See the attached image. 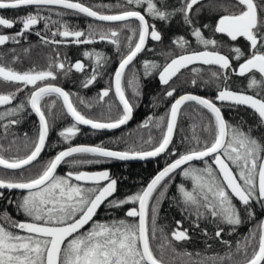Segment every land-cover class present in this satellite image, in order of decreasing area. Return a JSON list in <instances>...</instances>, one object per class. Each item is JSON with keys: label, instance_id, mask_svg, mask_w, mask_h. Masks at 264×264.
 <instances>
[{"label": "snow or ice", "instance_id": "snow-or-ice-1", "mask_svg": "<svg viewBox=\"0 0 264 264\" xmlns=\"http://www.w3.org/2000/svg\"><path fill=\"white\" fill-rule=\"evenodd\" d=\"M200 3L201 0H180L179 7L169 8L167 0H124L123 4L118 5L124 10L118 14H103L74 0H0V10L35 9L14 19L0 16V27L12 29L17 23L21 25L14 35L0 34V46L9 41L19 43L21 38H26V33L33 31L43 21L45 28H48L49 23L56 26V31L51 32L52 37L64 38L48 40L40 31H35V35L46 44H92L99 36L100 41L115 45L118 51L122 47L125 49L113 77L115 97L119 105H122V112L117 118L107 121L85 116L71 99L72 93L48 83L57 78L53 68L63 71L67 76L73 68L77 72H85V63L76 61L75 64L66 65L65 62L51 60L46 70L32 68L23 72L0 64V82L17 85L14 91L0 93V106L11 104L19 93L28 89L19 104L0 112V120L15 117L28 107L38 117L36 138L30 141L31 147L24 156L6 158L0 153V168L4 170L0 174V190H22L26 193L8 203H15L16 208L28 218L17 221L7 212L0 214V264H165V249L175 253L172 240L180 242L190 239L187 229L180 230L182 221H176L178 227L171 233V237L157 224L160 205L168 198L167 193L177 175L182 180L175 185L177 194L171 199L197 220L213 218L218 229L214 233L216 238H220L224 231L219 227L220 224L233 226L232 231H235L236 226L244 222L242 213L251 217L255 214L256 203L264 207V135L254 136L252 127L245 129L243 124L234 126L227 122L221 107L207 98L192 94L175 98L167 119L163 116L157 118L154 126L161 129V136L155 143L149 137L146 143L152 145L150 149L116 151L102 144L73 146L70 143L80 132L81 125L90 126L93 130H111L121 127L132 118L135 105L126 97L122 86L125 71L138 54L145 50L148 38L157 42L163 39L155 24H149L146 16L170 22L176 15H181L183 23L191 28V36L205 49L189 51V41L183 36L176 37L172 43L182 50L181 53H165L166 63L163 65L145 60L143 67L146 76L156 70L160 84L168 85L182 69L196 62L218 66L219 71H212L211 77L224 82L229 78V70L242 77L251 74L248 88L254 90V95L235 92L225 86L218 90L215 99L228 103L230 107L246 106L253 110L256 130H264V0H235L231 7L236 11H229L226 3L217 5L225 14L218 17L214 33L224 34L231 41L243 37L249 42L250 54L247 57L239 47L229 49L234 53L233 59L236 61L243 58L238 69L232 68L230 58L219 52V42L204 37L202 30L193 24L194 6ZM51 6L68 10L57 13L61 17L70 13L83 14L97 21L119 22V27L103 29L90 24L87 31L78 30L67 22L53 20L51 15L42 16V10L52 11ZM195 11L199 12L200 9ZM133 21L137 22L136 27H132ZM125 30L131 35H123ZM209 47L211 50H208ZM83 55L92 61L90 74L81 81V86L88 88L96 82L101 68L107 63V57L95 50L85 51ZM191 71L199 74L200 69L192 68ZM257 72L260 74L259 80L254 74ZM192 83L195 84L196 80L193 79ZM127 84L130 87L135 85L134 96L140 95L138 77L127 81ZM111 90L112 85L103 89L98 99L103 101ZM175 91L173 88L166 91L165 95L173 97ZM50 96L62 102L60 115L71 117L72 123L58 133L62 141L68 143V147L45 162L38 173L25 177L27 166L33 165L45 149L52 127L48 115L56 108V100L45 102V98ZM78 99L85 107L91 106L83 98ZM186 102H194L210 114L203 127L207 136L201 138L194 135L189 141V147L178 153L174 148L170 149V145L178 116ZM197 115L203 118L204 113L197 110ZM151 120L152 117H149L148 121ZM16 123L19 120L9 121V124ZM8 126H4L6 131ZM144 127H148V122H145ZM78 154H87L93 159H75ZM162 154L174 159L166 163L145 187L124 199L114 198L109 201L108 198L113 197L117 191V179L108 170L57 174L58 167L63 163L83 165L99 164L102 159L146 160ZM3 197L4 192L0 191V198ZM106 201L109 209H120L126 204L134 206L126 210L124 218L94 221L93 217ZM90 222L91 227L81 232ZM196 227H199L198 223ZM204 235H207L206 231ZM154 240L160 241L156 248L160 256L154 251ZM220 242L231 247L228 241ZM237 254H242V264H264V222L257 231L250 232L242 242H237L235 253L200 260L192 259L191 253H183L189 257L188 264H225L226 261L231 264L233 256Z\"/></svg>", "mask_w": 264, "mask_h": 264}, {"label": "trees", "instance_id": "trees-1", "mask_svg": "<svg viewBox=\"0 0 264 264\" xmlns=\"http://www.w3.org/2000/svg\"><path fill=\"white\" fill-rule=\"evenodd\" d=\"M209 1L210 0H203L200 4L194 7H200ZM224 1L229 5V11L237 10L231 7V5L235 3V0ZM115 3L117 4V7L111 11L118 12V10H123V8L118 7V5L123 4L124 0H115ZM167 6L171 7V5L168 4ZM209 7L210 6L206 8L209 9ZM214 10L218 13L223 12L218 7H215ZM201 16L203 17V13L199 15V17ZM198 20L199 19H197V21ZM172 21L173 20H171V22ZM156 22L158 28L163 30L164 47L162 60H164L165 63V53H181L182 50L172 43L173 39L176 37L173 33H177V36H179L180 33L185 32L187 25L184 23H178L183 27V29L180 26L181 28L174 32L168 27H165L166 23L162 24L159 21ZM194 22L197 26L201 27L203 32H207V29L203 27L205 22L202 20ZM98 24L101 27L106 25L105 23ZM169 24L171 25L170 27H173V23ZM69 25L73 24L70 23ZM127 32L128 31L125 30L123 35ZM235 42L236 41L231 40H227L226 43L222 42L221 46L218 45V50L232 54L229 49L236 47ZM233 43L234 45H232ZM25 47L26 46L22 43L19 45L13 44L12 46L4 45L0 47V63L8 67H12L14 65H16V67H28L32 63L36 62L35 66H39L40 63H38V60L40 59V56L35 57L31 50L29 51V49ZM26 49L27 51H25ZM124 51L125 49L123 47L118 51L115 45L107 44L103 52L107 57V63L101 68L96 82L88 88H83L81 86V81L87 74L90 73L83 74L82 72H77L75 69H72L67 76L64 75V86L66 91L73 94L71 99L77 106L78 110L85 116L101 121H107L109 119H115L121 114L122 108L114 97L112 90L110 91L109 96L105 97L103 101L98 99V94L102 89L109 88L112 84V74L117 64H119V60L122 58V53ZM76 58V55L69 54L64 56V62L66 65L72 64ZM213 71L219 70L213 69ZM144 75L145 73L142 71L133 73L131 77H129L126 73L122 81V86L130 95L131 99L134 101L132 103L135 105L134 117L128 126L121 129L107 131H97L79 126L81 130L77 136L70 141L71 145L77 143H89L94 145L102 144L107 148L121 151L130 149H150L152 145L146 143V141H148L149 137L153 138V143L160 139L161 129L155 127L154 125L159 117L163 116L167 119L170 105L173 103L177 94L174 93L173 97H167L165 93L176 86L174 85V82L176 81L160 87L154 79H149L148 83L145 82L144 85ZM134 77L139 78V96L133 95V87L135 85L130 87L127 84V81L132 80ZM188 80L189 78L183 83H187ZM221 81L223 82L222 79L213 78L212 85H209L208 89L215 91L220 88L222 83ZM227 84L228 87H236V83L232 84L231 80H229ZM11 91H14V88L13 86L7 84V82L0 84V92L8 93ZM25 96L26 94L17 95L14 103L1 108L0 112L5 111L9 107L16 106ZM145 96L148 97V100L142 103ZM78 97L86 100L91 106L85 107L79 102ZM46 99L47 97L45 100ZM110 105L111 111H109ZM219 105L227 122L234 126L243 124L245 129L252 127L254 136L264 135V130H256V116L252 110L242 106L230 107L228 103L225 102L220 103ZM197 110L204 113L203 118L197 115ZM60 111L61 103L57 100L56 108L53 110L52 114L48 115V119L51 122L52 127L45 150L37 161L33 163L34 166H27L28 171L24 173L25 177L38 173L45 162L53 158L62 148L68 146V143L63 142L58 133L63 130V128L69 126L72 123V120L71 117L61 116ZM209 115L210 114H207V110L200 109V107L195 105L194 102H187L180 112L175 138L170 146V149L174 148L178 153L184 152L189 147V141L194 135L205 138L207 134L203 131V127L207 123ZM149 117H152L151 121H148ZM11 119H17L19 120V123L9 124ZM145 122H148V127H144ZM5 125H9L7 131L5 130ZM37 129L38 121L32 115L29 107L26 108L25 111L18 113L15 117H6L4 120H0V153H2L6 158L24 156L31 147L30 141L36 138ZM75 159H93V157L87 154H78ZM172 159H174V157L163 154L156 159L143 162H125L113 159H102V162L99 164L93 163L74 165L70 163H63L57 174L65 175L69 171L97 170L104 165L108 166L111 176L117 179V191L113 197L109 199L110 201L114 198L124 199L127 195L138 192L142 187H145L147 182L160 168L166 165V163L172 161ZM3 172L4 170L0 168V174ZM181 180V176L177 175L175 177L173 186L170 187L169 192L167 193L168 198H165L160 205L157 224L164 229V233L171 237V233L178 227L176 221H182L180 230L187 229L190 239L180 242L172 240L175 253H173L171 249H165L163 253L165 264H188L189 257L183 255L185 252L191 253L192 259L194 260H200L204 257L212 256L224 257L229 252L235 253L237 242H242L245 236H248L250 232L257 231L259 226L262 224L264 218V207H261L259 203H256L254 205V216L247 217L242 213V219L244 222L241 225L236 226L235 231H232L233 226L220 224L219 227L223 228L224 231L221 233L220 238H216L214 233L218 229L217 224L213 222V218L206 217L197 220L195 216L185 213L183 209L178 207L175 201L171 199L172 196L177 194L175 192V185L181 182ZM12 194H14V201H16L26 193L23 191H13ZM13 206L16 207L15 203L14 205H5V207ZM132 206L134 205L126 204L120 209H109L107 208L106 202L102 206V209L97 213V221L124 218L125 211ZM237 206L239 207L238 203ZM196 223L199 224L198 228L196 227ZM204 231L207 232V235H204ZM221 240L228 241L231 247L229 248V246L221 243ZM159 243L160 241L158 240H154L152 242L154 251H156ZM249 251L251 250L249 249ZM197 253L200 255L197 256ZM156 255L160 256V252L156 251ZM242 258V254L234 255L231 264H242ZM225 264H228V262L226 261Z\"/></svg>", "mask_w": 264, "mask_h": 264}, {"label": "flooded vegetation", "instance_id": "flooded-vegetation-1", "mask_svg": "<svg viewBox=\"0 0 264 264\" xmlns=\"http://www.w3.org/2000/svg\"><path fill=\"white\" fill-rule=\"evenodd\" d=\"M75 1L82 2L86 6L93 7L94 10L100 11L103 14H118L120 11H122V10H118V12L111 11L112 9H115L117 7L115 0H75ZM201 1H203V0H201ZM257 2H259V0H257ZM220 3H225V1L224 0H210L208 3H206L200 7H197L200 9L199 12H196L195 9H197V8L194 7L192 19H193V24L197 28L201 29V27L197 26L194 21L198 22V21L202 20L203 22H205V25H209V27L206 28L207 29L206 33L202 31L203 36L206 38H211V39L217 40L219 42L218 45L221 46L222 42L226 43L227 40H230V38L224 34L214 33V31H213L218 17L220 15L225 14L224 12L218 13L217 11L214 10L215 7H217V5ZM167 4L171 5V7H169V8L179 7L180 6V0L179 1H167ZM102 6H108V7H102ZM208 6H210L209 9L206 8ZM51 8H52L51 12H49L48 9L42 10L41 15L42 16L51 15V18L53 20H60L61 22H67L68 24L72 23L73 25H71V26H74V27L76 26L75 28L78 30L87 31L88 26L90 24L93 25V27L103 28V29L119 27V22L97 21L93 18L86 17L83 14L77 15L75 13H70V14H66V15L61 17V16H58L57 13L65 12L68 10H64V9L60 8L59 6H51ZM30 11H35V9L34 8H20V9H16V10L4 9V10H0V16H3L5 18H9V19H14V18L21 17ZM214 11H215V13H214ZM201 13H203V17L202 16L199 17V15ZM146 19L148 20L149 24H155L156 29L162 34L163 39L160 42L152 41L150 38L147 39L146 45H145V50L139 54V56L132 62L131 65H129V68L126 69V71H125V74L127 73L129 77H131L133 75V73L138 72V71H142L143 73H145V69L143 67V62L145 60L150 61V62H155L159 65H163L166 63V62L164 63V60H162V53H163V47H164V35L162 33L163 30L162 29L160 30L158 28V26L156 25L157 24L156 21H159L162 24L166 23L165 27L166 28L168 27L169 29L173 30L174 32H176L178 29H180L182 27L178 23H183L182 16L179 14L176 15L174 18H172V20H173L172 22L171 21L170 22H164V21H160V20H155V19L148 17V16H146ZM197 19H199V20L197 21ZM98 23H105L106 25L101 27ZM169 23H173V25H172L173 27H170L171 25ZM136 24H137V22L133 21L132 27H136ZM20 27H21V25L19 23H17L12 29H6L3 27H0V34L14 35L17 31H19ZM49 29H51V31ZM182 29H183V27H182ZM35 31H40L41 35L46 37L48 40H53V39L63 40L64 39L62 37H55V38L52 37L51 32L56 31V26L49 23L48 28H45L44 22L42 21L40 24L35 26L33 31L26 33L25 34L26 38H21L19 43H14L11 41L7 42L5 44L7 46H12L13 44L19 45L22 43L24 46H26L25 48L29 49V51L31 50V52L34 54L35 57L40 56V59L38 60V63H40L39 66H35L36 62L32 63L28 67H16V65L12 66V68H14L17 71L23 72V71H26V70H29L32 68H35L36 70H46L48 68V65H49L51 60H56L58 62H64V56L70 54V55H76V57H77L72 62V64H75L76 61H81V62L85 63V66H86L85 72H82V73L83 74L90 73L91 68H92V61H90L88 58H86L83 55V53L85 51H92V50L103 53L107 44H111L107 41H100L99 36L96 37V41L92 44H74V43H70V42L63 43L60 45H56L53 43H47L46 44L40 39V37L35 35ZM190 33H191V28H190V26L187 25L185 32L179 34V36H183L185 39H187L189 41L190 48L188 50L189 51H191V50H197V51L205 50L204 46L198 45L196 43L195 38L192 37ZM173 34L176 35V37H179V36H177V33H173ZM125 35H131V33L127 32V33H125ZM235 44H236V47H239L241 49V51L245 54V57H247L250 54L249 42L246 41L243 37H239L236 40ZM232 45H234V43ZM0 47H2V46H0ZM208 50H211V47H209ZM219 52L226 54L230 58L231 63H232V68H234V69H238L239 64L243 63V58L240 61H236L235 59H233V56H234L233 52H231L232 54H229V53H226V52L220 51V50H219ZM117 66H118V64H117ZM117 66L115 67V69L117 68ZM192 68L200 69L199 74L192 72L191 71ZM115 69H114V71H115ZM213 69L217 70L218 66L203 65L201 63H195L193 65H190L188 68L183 69L180 73H178L175 77H173V79L169 82V83H172L173 81H176V82H174V85H176V86L173 87L176 90L174 93L177 94V96L175 98H178L180 95H182L184 93H196V94H200L202 96L207 97L208 99L216 102L219 105L222 102L216 100L215 97L217 95L218 90H222L225 86L228 87L227 82L229 80L232 81V84L236 83V87L235 88L234 87H228V89L236 90V91H240V92H245V93H249L252 95L255 94L254 90L248 88V79H249V75H251V74H246L245 76L242 77V76H239L237 74H234L231 70H229V72H228L229 78L227 79V81L226 82L221 81L222 83L220 85V88L216 89L215 91H213L212 89L209 90L208 87H209V85H212V82H213V78L211 77V72L213 71ZM53 71L56 73L57 78L55 80H49L48 83H51L53 85L59 86V87L64 89L65 86H64V73H63V71L56 70L55 68H53ZM254 74H255L257 80H259L260 74L258 72L254 73ZM113 75H114V72L112 74V84L111 85H112V92H113V95L115 97V92L113 89ZM144 76H145L143 79L144 85H145V82L148 83L149 79H154L158 83V85H160V87L165 86V85L160 84L156 70H153L151 75H147V76L144 75ZM188 78H189L188 82H190V83H188V82H187L188 84L183 83ZM193 79L196 80L195 84L192 83ZM3 83H6V82H0V84H3ZM7 84H9L10 86H13L14 90L17 87V85L12 84V83H7ZM29 88H31V86H29ZM27 92H28V89H25L24 92L19 93L18 95L27 94ZM0 93H5V92H0ZM125 95L127 98H129V100L131 102H134L131 99L130 95L127 93V91H125ZM115 98L117 100V97H115ZM15 100H13L11 102V104H13ZM52 100H56V97H53V96L47 97L45 102H50ZM147 100H148V97L145 96L142 100V103H144ZM56 102H57V100H56ZM59 102L62 105V102L60 100H59ZM11 104H9V105H11ZM9 105L0 106V109L3 107H7ZM183 107H184V105H183ZM183 107H182V109H183ZM219 107H220V105H219ZM242 107H244V106H242ZM121 108H122V106H121ZM29 109H30V107H29ZM247 109H249V108H247ZM133 113H135V107L133 108ZM32 115L35 117L34 113H32ZM133 117H134V114H133ZM35 119H36V117H35ZM225 119H226V117H225ZM178 120H179V118H178ZM177 125H178V123H177ZM176 130H177V127H176ZM175 134H176V132H175ZM48 138H49V136H48ZM174 138H175V136H174ZM46 145H47V143H46ZM104 168H109V167L104 165L100 169H104ZM0 191L4 192V197L0 198V214L7 212L11 218H13L17 221H24V220L28 219L23 215L22 211H19L16 207H14V206L13 207H5L6 204H9L8 203L9 200L14 201L15 196H14V194H12L14 190H11V191L0 190ZM10 205H14V203L10 204ZM97 219H98V217L96 214V216L94 217L93 220L97 221ZM91 223L92 222H90L88 226H86L83 230H81V232L86 231L88 228H90ZM21 234H23V233H21Z\"/></svg>", "mask_w": 264, "mask_h": 264}, {"label": "water", "instance_id": "water-1", "mask_svg": "<svg viewBox=\"0 0 264 264\" xmlns=\"http://www.w3.org/2000/svg\"><path fill=\"white\" fill-rule=\"evenodd\" d=\"M74 2H78V1H75V0H74ZM221 54H223V53H221ZM224 55H226V54H224ZM138 56H139V54H138ZM138 56H137V57H138ZM137 57H136V58H137ZM136 58H135V59H136ZM196 63H200V62H196ZM194 64H195V63H194ZM214 66H215V65H214ZM117 67H118V66H117ZM182 70H183V69H182ZM182 70H181V71H182ZM113 77H114V75H113ZM55 86H56V85H55ZM113 89H114V84H113ZM64 90L66 91L65 88H64ZM229 90H231V89H229ZM232 91L240 92V91H236V90H232ZM114 92H115V90H114ZM244 93H245V92H244ZM185 94H192V95H197V96H200V97H203V98H207V97H205V96H202V95H200V94H196V93H184V94H182V95H185ZM246 94H249V93H246ZM250 95H252V94H250ZM207 99H208V98H207ZM117 100H118V98H117ZM118 102H119V101H118ZM213 102H214V101H213ZM214 103H216V102H214ZM216 105L219 107V105H218L217 103H216ZM3 106H4V105H3ZM121 106H122V105H121ZM182 107H183V106H182ZM244 107H246V106H244ZM246 108H247V107H246ZM181 109H182V108H181ZM133 114H134V113L132 112V118H133ZM222 114H223V112H222ZM34 115H35V114H34ZM223 116H224V114H223ZM35 117H36V116H35ZM132 118H131L126 124L122 125V126L119 127V128H116V129H121V128L126 127V126L131 122ZM178 118H179V116H178ZM224 118H225V116H224ZM36 119L38 120V117H36ZM225 120H226V119H225ZM177 123H178V120H177ZM81 126H84V125H81ZM84 127L88 128V129H91L90 126H84ZM176 127H177V126H176ZM116 129H111V130H116ZM92 130H93V129H92ZM97 131H107V130H97ZM175 132H176V129L174 130L173 139H174V136H175ZM48 136H49V135H48ZM47 140H48V138H47ZM46 143H47V142H46ZM72 145H73V146H77V145L95 146L94 144H89V143H77V144H72ZM170 146H171V145H170ZM45 147H46V146H45ZM67 147H68V146H67ZM65 148H66V147H64V148L61 149V150H64ZM106 148H107V147H106ZM108 149H110V150H116V151H121V150L112 149V148H108ZM61 150H60V151H61ZM43 151H44V150H43ZM43 151L41 152V154L43 153ZM162 155H163V154H162ZM40 156H41V155H40ZM40 156H39V157H40ZM39 157H38V158H39ZM156 158H158V157H155V158H148V159H146V160H129V161H125V162H143V161H148V160H152V159H156ZM113 160H114V159H113ZM34 162H35V161H34ZM34 162H33V163H34ZM170 162H171V161H170ZM170 162H169V163H170ZM61 165H62V164H61ZM61 165H60V166H61ZM60 166L58 167L57 172H58ZM164 166H165V165H164ZM164 166H163V167H164ZM163 167H162V168H163ZM162 168H160L159 170H161ZM102 170H108V171L110 172V169H109V168L97 169V170H85V171H87V172H96V171H102ZM159 170H158V171H159ZM158 171H157V172H158ZM157 172H156L151 178H153V177L157 174ZM113 178H114V177H113ZM115 179H116V178H115ZM149 181H150V180H149ZM149 181H148V182H149ZM148 182H147V183H148ZM145 186H146V185H145ZM14 191H22V190H14ZM114 194H115V193H114ZM110 198H112V197H109L108 199H110ZM106 202H107V201H106ZM106 202H105V203H106ZM103 205H104V204L101 205L100 209L102 208ZM100 209H98L97 213L99 212ZM95 216H96V215H95ZM95 216H94V217H95ZM94 217H93V219H94ZM263 222H264V218H263ZM86 226H88V225H85V227H86ZM85 227H84V228H85ZM81 230H83V229H81Z\"/></svg>", "mask_w": 264, "mask_h": 264}]
</instances>
